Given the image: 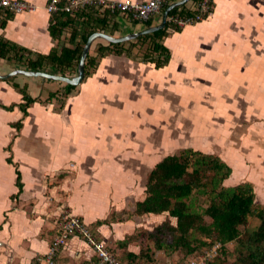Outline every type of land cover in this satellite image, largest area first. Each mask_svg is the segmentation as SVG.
<instances>
[{"label":"crops","instance_id":"crops-1","mask_svg":"<svg viewBox=\"0 0 264 264\" xmlns=\"http://www.w3.org/2000/svg\"><path fill=\"white\" fill-rule=\"evenodd\" d=\"M26 1L34 8L0 12V36L32 53L68 45L70 29L59 38L51 34L48 0ZM163 9L149 26L160 22ZM96 10L107 24L95 31L123 36L148 27ZM81 21L74 22L76 41L88 30ZM170 29L161 40L169 59L159 67L138 56L137 47L110 53L94 66L84 64L89 73L71 89L49 79L55 81L46 98L39 89L46 77L0 78V264H28L46 252L63 211L80 217L116 254L137 253L139 243H118L168 216L134 210L146 196L148 172L169 153L173 129L184 143L208 137L204 149L181 148L218 155L231 167L224 185L251 183L255 203L264 207V0H211L203 20ZM136 38L116 43L127 49ZM108 43L94 40L88 54L94 57L97 45ZM16 68L26 69L0 58V74ZM42 70L73 76L77 67L64 74ZM23 91L36 99L25 113ZM51 92L57 95L49 98ZM155 257L169 264L175 255L159 250ZM58 263L98 264L77 235L61 248Z\"/></svg>","mask_w":264,"mask_h":264},{"label":"trees","instance_id":"trees-1","mask_svg":"<svg viewBox=\"0 0 264 264\" xmlns=\"http://www.w3.org/2000/svg\"><path fill=\"white\" fill-rule=\"evenodd\" d=\"M197 1L191 0L193 5ZM195 12L183 4L172 8L169 14L192 15ZM98 13L96 8L89 7L73 14H52L50 29L53 37L59 38L66 29H70L71 34L67 39L68 45L63 43L46 54L32 53L0 36V58L27 70L43 71L45 67H53L63 74L66 69L75 70L87 37L97 29H104L107 24L106 15L100 17ZM76 19H81L83 26L88 27L80 41L75 39ZM146 24L150 25V18ZM169 27L167 23L159 30L138 36L135 41H130L127 49L123 43L99 44L94 57L87 54L85 65L94 66L98 57L110 53L129 54L133 47H137L138 56L144 61L152 62L156 67L162 66L170 55L161 41L169 34ZM88 73L85 70V74ZM67 86L68 89L73 88L69 84ZM56 95L57 92H51L49 98ZM23 99L25 102L20 108L25 113L36 99L25 91ZM230 173L231 167L218 155L191 147L167 154L156 162L146 176V196L136 202L134 212L138 215L167 212L169 217L176 218V223L172 224L167 216L151 230H138L120 241L118 244L122 247L129 242H137L140 246L137 253L125 250L117 254L120 262L159 264L155 254L162 250L166 255L174 254L177 261L185 264L190 256L219 241L223 246L206 264H264V207L255 203L251 183L224 185L223 181ZM201 197L204 198V206L199 202ZM228 242H233L231 249L226 248Z\"/></svg>","mask_w":264,"mask_h":264},{"label":"built area","instance_id":"built-area-1","mask_svg":"<svg viewBox=\"0 0 264 264\" xmlns=\"http://www.w3.org/2000/svg\"><path fill=\"white\" fill-rule=\"evenodd\" d=\"M172 0H48L45 10L50 14L58 12L74 13L75 11L86 10L94 7L108 13H118L133 20L146 22L152 15L161 12L166 4ZM26 0H0V12H11L13 14L22 13L33 9ZM190 8L196 10L192 15L168 14L166 24L172 28H182L185 25L203 20L211 10V0H198ZM80 236L92 249L98 264H123L105 243L100 240L94 231L80 217L63 211L57 224V232L49 242L47 251L36 255L28 264H59L58 254L62 247L66 245L70 237ZM219 241L214 242L210 247L189 257L185 264H206L222 247Z\"/></svg>","mask_w":264,"mask_h":264},{"label":"water","instance_id":"water-1","mask_svg":"<svg viewBox=\"0 0 264 264\" xmlns=\"http://www.w3.org/2000/svg\"><path fill=\"white\" fill-rule=\"evenodd\" d=\"M188 1H190V0H175L171 3H169L162 11L160 22L156 25L148 26L141 31L126 34L123 36H113V35H110V34L104 32V31H94L93 33H91L87 37V39L83 45V48H82V51H81V54H80V57L78 60V64H77V71H76V74L73 76L51 74V73H47V72L41 71V70H35L34 71V70H27V69H23V68H16L15 70H12L6 74H0V78L5 79V78H7L13 74L22 73V74H25L28 76H42V77H46L49 79L60 80V81H63L69 85L75 86V85L79 84L84 77L85 58H86L88 51L91 47V44L93 43L94 40L101 38V39H104L105 41H107L109 43L123 42L126 40H130L132 38H136L137 36H140L142 34L151 33L153 31L159 30L166 25V17L169 14L170 10L176 6L185 4Z\"/></svg>","mask_w":264,"mask_h":264},{"label":"rangeland","instance_id":"rangeland-1","mask_svg":"<svg viewBox=\"0 0 264 264\" xmlns=\"http://www.w3.org/2000/svg\"><path fill=\"white\" fill-rule=\"evenodd\" d=\"M45 79H47V80L45 81L44 87H42V84L39 83V89L41 90V98L48 97V93L50 92L49 90L53 89V84L52 83H53V81H55V80H50L49 81V78H45ZM60 102H61V100H60ZM171 129H173V127H171ZM171 134L175 135L177 137V131L175 133L174 129L171 130ZM176 137H174V136L172 137L173 143L170 144V148H169V150L167 152H169V153H178L182 149L181 147L183 145H186V144H191V145H193L192 147L198 146V147H201V149H204L205 146L209 145L208 144L209 142H207L208 141V137L206 138L205 136L204 137L200 136L199 138H196V137L194 138V136H192V137H189V139H188V137H186L185 138L186 139L185 143L182 142V141H178L177 140L178 137L177 138ZM206 150H210L211 151V149H206ZM199 202H200L201 205H203V206L205 205L204 198L201 197ZM205 219L209 220L207 217H205ZM232 246H233V242H228L226 244V248L227 249H231ZM181 263L182 262L177 261V257H175V258H173L172 262L169 263V264H181Z\"/></svg>","mask_w":264,"mask_h":264}]
</instances>
